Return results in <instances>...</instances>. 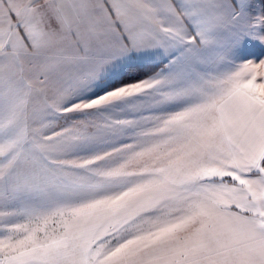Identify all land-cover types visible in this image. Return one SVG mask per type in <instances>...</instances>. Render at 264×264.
I'll list each match as a JSON object with an SVG mask.
<instances>
[{
	"label": "rangeland",
	"instance_id": "374dc122",
	"mask_svg": "<svg viewBox=\"0 0 264 264\" xmlns=\"http://www.w3.org/2000/svg\"><path fill=\"white\" fill-rule=\"evenodd\" d=\"M46 29L0 90V264L264 255V0H56Z\"/></svg>",
	"mask_w": 264,
	"mask_h": 264
},
{
	"label": "crops",
	"instance_id": "0c3cea01",
	"mask_svg": "<svg viewBox=\"0 0 264 264\" xmlns=\"http://www.w3.org/2000/svg\"><path fill=\"white\" fill-rule=\"evenodd\" d=\"M53 23H56V0H0V90L1 86L6 90L7 71L13 59L15 66L19 64V79L22 80L23 59L19 56L25 53V41L31 39L30 35L27 37L26 29H32L34 36H38L33 38L34 41H42L39 35L44 34L50 41L53 30L46 27ZM20 41L22 49L18 48ZM2 117L3 113H0V119ZM261 225L264 228V223ZM256 256L246 255V264H264V255Z\"/></svg>",
	"mask_w": 264,
	"mask_h": 264
}]
</instances>
